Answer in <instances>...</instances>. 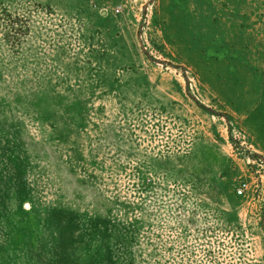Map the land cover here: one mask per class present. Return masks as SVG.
<instances>
[{"label":"rangeland","instance_id":"374dc122","mask_svg":"<svg viewBox=\"0 0 264 264\" xmlns=\"http://www.w3.org/2000/svg\"><path fill=\"white\" fill-rule=\"evenodd\" d=\"M135 233L264 264V0H0V264H133Z\"/></svg>","mask_w":264,"mask_h":264},{"label":"trees","instance_id":"16d2710c","mask_svg":"<svg viewBox=\"0 0 264 264\" xmlns=\"http://www.w3.org/2000/svg\"><path fill=\"white\" fill-rule=\"evenodd\" d=\"M136 236H137V234L135 235V237ZM138 245L139 244H138V236H137V239L134 238L132 249H131V252H130V255L133 256V264H134V260H135V264H137V263L140 264V260L142 259L141 258L142 251L138 250V248H139ZM152 246H154V244H152ZM131 260H132V258H131Z\"/></svg>","mask_w":264,"mask_h":264},{"label":"built area","instance_id":"2783aa9c","mask_svg":"<svg viewBox=\"0 0 264 264\" xmlns=\"http://www.w3.org/2000/svg\"><path fill=\"white\" fill-rule=\"evenodd\" d=\"M104 1V0H102ZM115 1H118V2H121L122 0H115ZM122 10V5H117L115 8H114V12L115 13H119L120 11ZM245 187H246V184H242L238 190L236 191L237 195H242V193L244 192L245 190Z\"/></svg>","mask_w":264,"mask_h":264}]
</instances>
